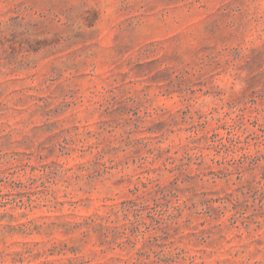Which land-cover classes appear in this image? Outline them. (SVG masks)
I'll use <instances>...</instances> for the list:
<instances>
[{"label":"rangeland","instance_id":"1","mask_svg":"<svg viewBox=\"0 0 264 264\" xmlns=\"http://www.w3.org/2000/svg\"><path fill=\"white\" fill-rule=\"evenodd\" d=\"M0 264H264V0H0Z\"/></svg>","mask_w":264,"mask_h":264}]
</instances>
